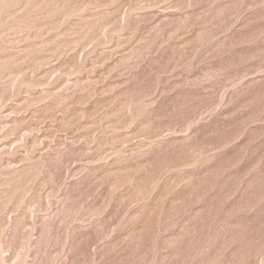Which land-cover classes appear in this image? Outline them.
Masks as SVG:
<instances>
[{
    "label": "rangeland",
    "instance_id": "374dc122",
    "mask_svg": "<svg viewBox=\"0 0 264 264\" xmlns=\"http://www.w3.org/2000/svg\"><path fill=\"white\" fill-rule=\"evenodd\" d=\"M0 264H264V0H0Z\"/></svg>",
    "mask_w": 264,
    "mask_h": 264
}]
</instances>
